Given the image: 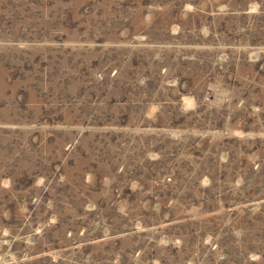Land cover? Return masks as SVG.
I'll list each match as a JSON object with an SVG mask.
<instances>
[{"label":"rangeland","instance_id":"obj_1","mask_svg":"<svg viewBox=\"0 0 264 264\" xmlns=\"http://www.w3.org/2000/svg\"><path fill=\"white\" fill-rule=\"evenodd\" d=\"M0 264H264V0H0Z\"/></svg>","mask_w":264,"mask_h":264}]
</instances>
